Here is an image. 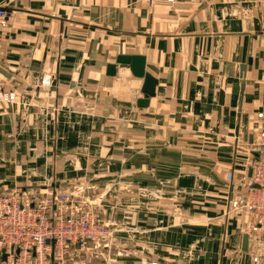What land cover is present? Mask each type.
Returning <instances> with one entry per match:
<instances>
[{
    "label": "crops",
    "instance_id": "1",
    "mask_svg": "<svg viewBox=\"0 0 264 264\" xmlns=\"http://www.w3.org/2000/svg\"><path fill=\"white\" fill-rule=\"evenodd\" d=\"M0 7V89L16 95L0 99V195L81 190L113 237L71 245L69 264H256L251 218L231 201L252 181L264 112V0ZM120 55L144 56L158 80L147 107L142 78L107 74Z\"/></svg>",
    "mask_w": 264,
    "mask_h": 264
},
{
    "label": "built area",
    "instance_id": "2",
    "mask_svg": "<svg viewBox=\"0 0 264 264\" xmlns=\"http://www.w3.org/2000/svg\"><path fill=\"white\" fill-rule=\"evenodd\" d=\"M8 25V12L0 7V37ZM42 84L50 86L52 78L46 76ZM0 99L14 102L16 95L0 89ZM256 121L254 153L245 162L253 178L245 194L231 201V209L250 216L246 232L253 236L252 259L264 264V112L256 114ZM227 181H234L233 173L228 174ZM45 195L34 204H24L18 191L0 195V264H69L71 245H100L112 235L97 214L72 201L73 194L49 190ZM57 204L60 214L53 218L52 209Z\"/></svg>",
    "mask_w": 264,
    "mask_h": 264
},
{
    "label": "water",
    "instance_id": "3",
    "mask_svg": "<svg viewBox=\"0 0 264 264\" xmlns=\"http://www.w3.org/2000/svg\"><path fill=\"white\" fill-rule=\"evenodd\" d=\"M119 69H129L133 76L142 78L144 80L142 87L144 98L140 99L138 104L140 107H147L150 98L154 97L156 94L158 80L146 71V58L140 55H120L116 59L115 64L108 65L107 74L110 76H115ZM248 238V235L244 236V250L247 249Z\"/></svg>",
    "mask_w": 264,
    "mask_h": 264
},
{
    "label": "rangeland",
    "instance_id": "4",
    "mask_svg": "<svg viewBox=\"0 0 264 264\" xmlns=\"http://www.w3.org/2000/svg\"><path fill=\"white\" fill-rule=\"evenodd\" d=\"M48 191H49V190H48ZM48 191L46 190V192L43 193L44 196H46L45 194H46ZM80 191H81V190H77L76 192L72 193L73 196H72L71 198H72V201H75V203H76V202L78 203L77 198H78L79 195H81V194L79 193ZM41 198H42V197H41ZM25 204H26V203H25ZM82 206H83V209L86 208V210H88L87 207H85L84 204H83ZM87 206H88V205H87ZM91 210H92V209H91ZM91 210H88V211H91ZM92 212H93V211H92ZM93 213L97 214V212H93ZM97 215H98V214H97ZM101 223H102V222H101ZM108 227H109V229L111 230V228H110L109 225H108ZM111 232H112V230H111ZM112 237H113V232H112V235L110 236V238H109L108 240H110Z\"/></svg>",
    "mask_w": 264,
    "mask_h": 264
}]
</instances>
